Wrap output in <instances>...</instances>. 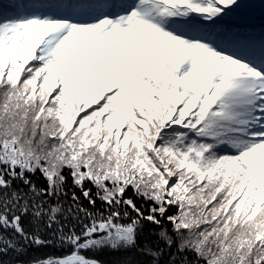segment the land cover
Returning a JSON list of instances; mask_svg holds the SVG:
<instances>
[{"label":"snow or ice","instance_id":"obj_1","mask_svg":"<svg viewBox=\"0 0 264 264\" xmlns=\"http://www.w3.org/2000/svg\"><path fill=\"white\" fill-rule=\"evenodd\" d=\"M0 264H264V0H0Z\"/></svg>","mask_w":264,"mask_h":264}]
</instances>
